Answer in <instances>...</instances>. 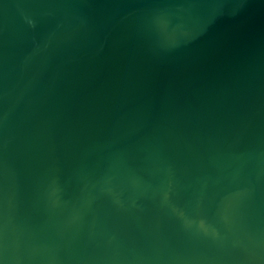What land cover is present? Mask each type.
Here are the masks:
<instances>
[{"label": "water", "instance_id": "95a60500", "mask_svg": "<svg viewBox=\"0 0 264 264\" xmlns=\"http://www.w3.org/2000/svg\"><path fill=\"white\" fill-rule=\"evenodd\" d=\"M0 264H264V0H0Z\"/></svg>", "mask_w": 264, "mask_h": 264}]
</instances>
